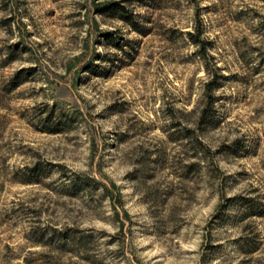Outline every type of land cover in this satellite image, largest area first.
Masks as SVG:
<instances>
[{"label": "rangeland", "instance_id": "rangeland-1", "mask_svg": "<svg viewBox=\"0 0 264 264\" xmlns=\"http://www.w3.org/2000/svg\"><path fill=\"white\" fill-rule=\"evenodd\" d=\"M0 264H264V0H0Z\"/></svg>", "mask_w": 264, "mask_h": 264}, {"label": "trees", "instance_id": "trees-1", "mask_svg": "<svg viewBox=\"0 0 264 264\" xmlns=\"http://www.w3.org/2000/svg\"><path fill=\"white\" fill-rule=\"evenodd\" d=\"M213 79H214V78H213ZM213 79H212V80H213Z\"/></svg>", "mask_w": 264, "mask_h": 264}]
</instances>
